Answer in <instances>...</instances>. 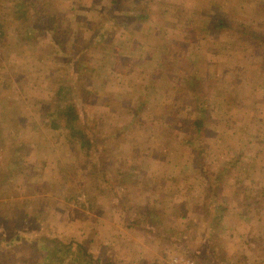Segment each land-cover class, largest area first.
<instances>
[{
    "label": "rangeland",
    "instance_id": "374dc122",
    "mask_svg": "<svg viewBox=\"0 0 264 264\" xmlns=\"http://www.w3.org/2000/svg\"><path fill=\"white\" fill-rule=\"evenodd\" d=\"M0 33V264H264V0H0Z\"/></svg>",
    "mask_w": 264,
    "mask_h": 264
},
{
    "label": "crops",
    "instance_id": "0c3cea01",
    "mask_svg": "<svg viewBox=\"0 0 264 264\" xmlns=\"http://www.w3.org/2000/svg\"><path fill=\"white\" fill-rule=\"evenodd\" d=\"M257 172L258 173H261V172H264V169H262V168H258L257 169ZM257 186H258V189H259V187L261 186V184H257ZM259 193V192H258ZM258 193H257V198H256V202L255 203H252L251 202V204L249 203V201L248 200H246L247 201V203L245 204L244 202H242L241 203V205L243 206V205H246V207L244 208V210H242V212L240 213V217H238V219H242V220H246V219H249L248 217H246V216H244V213L246 212V208H247V205L249 206H252V205H254V204H256L257 206H259V205H262L260 202L264 199V194H263V192H260V195H258ZM228 206V207H227ZM230 206V207H229ZM242 206H241V208H242ZM225 207H227V208H229L228 210H230L231 209V211H232V204H230L229 205V203L227 204V205H225ZM248 208H251V207H248ZM250 210V209H249ZM258 213H261V208H258L257 210H256ZM228 212H230V211H227V213ZM230 213H232L233 215L235 214L236 215V213H234L233 211L232 212H230ZM231 216V215H230Z\"/></svg>",
    "mask_w": 264,
    "mask_h": 264
},
{
    "label": "built area",
    "instance_id": "2783aa9c",
    "mask_svg": "<svg viewBox=\"0 0 264 264\" xmlns=\"http://www.w3.org/2000/svg\"><path fill=\"white\" fill-rule=\"evenodd\" d=\"M1 37V33H0ZM161 264H198L193 258L187 255L172 254L164 258Z\"/></svg>",
    "mask_w": 264,
    "mask_h": 264
},
{
    "label": "trees",
    "instance_id": "16d2710c",
    "mask_svg": "<svg viewBox=\"0 0 264 264\" xmlns=\"http://www.w3.org/2000/svg\"><path fill=\"white\" fill-rule=\"evenodd\" d=\"M31 1V0H30ZM31 6H32V9H34V4L31 2ZM78 257V258H77ZM74 259V261H70L69 260V263L67 264H73V262H79V263H76V264H99L98 261H95L92 256H90L89 254H87L85 251L83 250H80V254L79 253H75L73 255V258L72 260Z\"/></svg>",
    "mask_w": 264,
    "mask_h": 264
}]
</instances>
